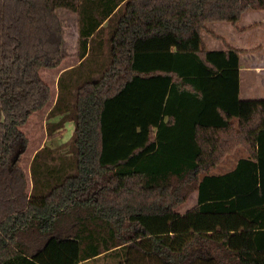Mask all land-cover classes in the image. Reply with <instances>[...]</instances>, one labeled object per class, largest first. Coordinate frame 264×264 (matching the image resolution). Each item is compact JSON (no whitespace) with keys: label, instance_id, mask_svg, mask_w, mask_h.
<instances>
[{"label":"trees","instance_id":"trees-1","mask_svg":"<svg viewBox=\"0 0 264 264\" xmlns=\"http://www.w3.org/2000/svg\"><path fill=\"white\" fill-rule=\"evenodd\" d=\"M58 8L76 13L77 61L57 76L46 130H73L65 150L36 149L28 189L21 125L50 102L40 69L61 61ZM263 9L264 0H0V264H264V122L255 150L223 172L201 171L198 140L199 129L239 122L215 158L264 117L259 100L251 120L244 114L243 50L207 49L201 35L208 22ZM208 213L224 214L223 226L212 229ZM231 214L245 221L232 239Z\"/></svg>","mask_w":264,"mask_h":264},{"label":"rangeland","instance_id":"rangeland-1","mask_svg":"<svg viewBox=\"0 0 264 264\" xmlns=\"http://www.w3.org/2000/svg\"><path fill=\"white\" fill-rule=\"evenodd\" d=\"M264 10V9H263ZM263 10H258L260 11L258 15L254 16L253 12L255 10H247L245 15H242L238 25L243 24L245 22V19L249 17H263V14L261 13ZM57 16L59 18V23L61 27V49H60V54H61V61L57 67L54 68H41L40 69V75L41 77L50 85V90H51V98L50 102L46 107L43 109L34 112L32 115L29 116L27 121L21 125V129L23 130L26 138H27V143H26V148L21 154L20 157V165L22 166L23 170L25 171V174L28 179V189L30 188V177H29V164L30 160L39 147H41L43 144H48L50 146H60L61 150H65V143L70 139L72 135V130H73V123L71 121H66L64 123V126L62 129L59 130V132H56L52 137L48 136V132L46 130L47 126V121H55L57 120V117H52L48 118L47 117V111L49 108V105H51L54 101V98L56 96L57 92V87H56V81H57V76L60 73V71L66 67H68L71 64L76 63L77 61V46H76V40H77V29H76V13L71 12L67 9L64 8H58L57 9ZM207 30H203L201 35L203 42L205 44V47L207 49H216V48H223L224 42H227L230 45L233 46H242V44L246 46H254L251 49H256L258 46H255L256 44L258 45L259 43L264 44V28H256L255 26L246 28L245 30L238 28L236 23L233 24L230 21H217V22H208L206 24ZM247 30V31H246ZM214 34V35H213ZM217 35V36H215ZM259 55L264 58V49L260 50ZM264 78V75H262ZM264 81V79L262 80ZM258 90L260 92V96L264 95V87L263 85H260ZM246 89H248L246 87ZM249 92L251 91L250 89L248 90ZM256 92V89H253V93ZM254 96V94H253ZM253 99H260L261 97H252ZM256 106V104H254ZM253 104H245L244 105V114L246 116H249V119H252L251 113V108L255 107ZM243 114V117L245 115ZM249 120V121H250ZM264 122V117L262 121L259 122H251L246 128H247V133L243 131V135L245 134L249 135V129L250 131H254L255 128L259 127L262 125ZM231 128L234 129L235 126L238 127V131L240 130L239 128V122L234 120V123H231ZM229 126V127H230ZM206 129V128H205ZM209 135H212V133L208 130H203L199 129V137L198 140L201 143L202 146V155L200 157V165H201V171L202 172H212L215 171L217 172L218 170H223L226 169L227 164L230 162L228 157H230L229 154H226L227 152H223L220 156H217L216 158L212 157L211 159H217L220 160L222 159L223 162L225 163L224 166L220 167H214L213 170L210 169H204V163L206 161L208 162L210 159L206 156L209 151L207 149H215L216 144L214 140L208 141L207 139H212ZM208 145H207V144ZM207 145V147H206ZM249 153H252V151H238L235 153V156L238 155H249ZM227 158H226V157ZM203 168V169H202ZM195 202V191L192 192L187 199L186 202L182 203L177 209L182 211L185 209H189L192 207V205ZM219 217L218 219L216 218L215 221H219L218 224L220 227L223 226V223L226 220V216L224 214L218 213L217 214ZM234 215V214H232ZM232 221L234 216H229ZM231 220L229 222L230 225V230H229V236L232 239L234 235L232 234L233 231H235L238 227L232 222Z\"/></svg>","mask_w":264,"mask_h":264},{"label":"crops","instance_id":"crops-1","mask_svg":"<svg viewBox=\"0 0 264 264\" xmlns=\"http://www.w3.org/2000/svg\"><path fill=\"white\" fill-rule=\"evenodd\" d=\"M246 12L247 11H245L242 15H245ZM259 12L260 11L255 10L253 12L254 16L258 15ZM261 13L263 14V17L253 18V17L248 16L245 19V22L243 24L238 25L239 20L241 18L240 17L239 20L237 21L238 23L236 22L237 27L241 28L243 30H245L246 28L252 27V26H255L256 28H264V10ZM215 36H217V35H215ZM225 44H228V43L224 42V45ZM228 45H230V44H228ZM231 46H233V45H231ZM255 46H258V48L253 49V50L251 48L254 46H251V45L246 46L245 44L244 45L242 44V46L241 45L240 46H234V47H237V48H240L243 50L240 53V57H239V62H240V66H239V96L242 100V104H244V103L249 104V103L257 102L258 100H259L258 102H264V95L260 96V92L258 90L259 88H261V87H259L260 85H263V87H264V81H262L264 79L262 77V75H264V58H262L259 55L260 50L264 49V44L259 43L258 45L256 44ZM246 87L248 89H246ZM249 89L251 90L250 92L248 91ZM253 89L254 90L256 89L255 93H253ZM253 94L255 97H261V98L258 100L253 99L252 98V97H254ZM233 123H234V121H233ZM256 129L257 128H255L253 132L250 131V129H249V135L245 134V136L244 135L241 136L240 141H238L236 139H230V140H227L224 142L223 151L224 152L228 151L226 154L230 155V157H228L230 162L227 164L226 169H224V170L231 169L235 165L237 158H239L240 156H243V155L235 156L236 152H238V151H253V149L255 150L256 147H255L253 135H254ZM204 130H208L212 133V135H209L212 139H209V140L207 139V143H208V141L214 140L215 144H216L215 149H209V150L207 149V151H209V152L206 156L210 160L208 162L206 161V163H204V166H203L204 169L213 170L214 167L224 166L225 161L223 162L222 159H220V160H217L214 158L211 159L212 157H211L210 151H216L219 137L221 135L225 134L227 131L230 130V131H232L233 135H237V133L239 132L238 127L235 126L234 129H232L231 126L230 127H209L208 126ZM207 145H206V147H207ZM212 172H215V171H212ZM217 172L218 173L223 172V170H218ZM195 203H196V201L194 202L193 205H195ZM187 210L188 209H185L182 211L179 210V211H180V213H183ZM206 216H207V219H208L209 224H210L212 229H216V228L220 227L218 224L219 221L218 222L215 221L216 218L217 219L219 218V217H217L218 216L217 214L208 213ZM231 216H234L233 221L231 218H229V221L231 220L238 227L237 230L241 229V227L243 226L245 221L241 217L237 216L236 214H234V215L231 214ZM236 245H237V243L235 242L234 246H236ZM250 245H252V242L250 243ZM101 263H102V260H99L97 262L85 261L83 264H101ZM110 263H111V261H110Z\"/></svg>","mask_w":264,"mask_h":264}]
</instances>
